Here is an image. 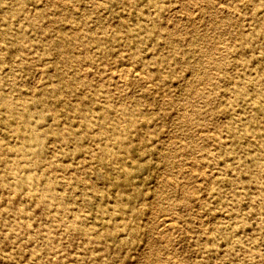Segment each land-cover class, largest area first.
Wrapping results in <instances>:
<instances>
[{"label": "rangeland", "instance_id": "obj_1", "mask_svg": "<svg viewBox=\"0 0 264 264\" xmlns=\"http://www.w3.org/2000/svg\"><path fill=\"white\" fill-rule=\"evenodd\" d=\"M221 1L0 0V264H264V0Z\"/></svg>", "mask_w": 264, "mask_h": 264}, {"label": "bare ground", "instance_id": "obj_2", "mask_svg": "<svg viewBox=\"0 0 264 264\" xmlns=\"http://www.w3.org/2000/svg\"><path fill=\"white\" fill-rule=\"evenodd\" d=\"M219 1V0H218ZM223 1V0H222ZM221 1V2H222ZM237 1V0H236ZM236 1H233V3L234 4H236ZM221 2H218L219 4V6H220V3ZM224 2V1H223ZM239 2V1H238ZM225 3V2H224ZM232 3V4H233ZM222 4V3H221ZM231 4V5H232ZM233 4V5H234ZM217 5V6H218ZM226 5V4H225ZM227 6V5H226ZM234 9H236L234 6H232ZM180 8H182V7H180ZM215 8H217V7H215ZM243 8V7H242ZM252 8V7H251ZM228 10V9H227ZM224 12H226V11H224ZM216 13V12H215ZM232 14V13H231ZM193 17V16H192ZM166 18V17H165ZM179 18V17H178ZM194 18V17H193ZM167 19V18H166ZM223 19V18H222ZM193 20V19H192ZM191 20V21H192ZM209 21V20H208ZM221 21V20H220ZM219 21V22H220ZM218 21H217V23H219ZM244 24V23H243ZM262 26V25H261ZM262 28V27H261ZM218 43V42H217ZM214 45H215V43H214ZM213 45V46H214ZM209 50V49H208ZM212 50V49H211ZM204 57V56H203ZM208 57H209V55H208ZM5 58H13V53L12 52H10V54L8 55V56H0V62H2L3 60H6ZM15 60V59H14ZM219 60H216V62L217 63H219V64H221L220 62H218ZM19 62L20 63H23V62H21L20 60H19ZM204 63V58H202L201 60H199L198 62H197V68H200L201 66H202V64ZM24 64V63H23ZM124 64V63H123ZM126 64V63H125ZM85 66H86V64H84ZM196 65V64H195ZM195 65H192V67H194ZM132 66V65H131ZM83 67V66H82ZM81 67V68H82ZM114 67V66H113ZM113 67H109V68H107V70H109L108 72H109V74L111 75V76H116L117 77V79L118 80H122V79H126V75L127 74H129V73H131V75L133 76V75H136L137 74V69L135 70L134 68V70H130V65H129V67L127 66V64H126V66H124V65H122V63H121V65H117V67H115V68H113ZM83 68H86V67H83ZM196 68V69H197ZM83 70V69H82ZM139 72V71H138ZM142 73V72H141ZM39 74V73H38ZM85 74V73H84ZM83 74V75H84ZM143 75H144V73H143ZM137 76V75H136ZM135 76V77H136ZM38 77V76H37ZM207 78H208V76H207ZM206 78V79H207ZM36 79V78H35ZM9 82V81H8ZM33 82V81H32ZM114 82H115V80H114ZM148 82V81H147ZM146 82V83H147ZM194 82V81H193ZM204 82V81H203ZM149 83V82H148ZM188 83V82H187ZM199 83V82H198ZM200 84V83H199ZM198 84V85H199ZM206 84V83H205ZM114 85H115V83H114ZM201 85V84H200ZM203 85V84H202ZM201 85V86H202ZM207 85V84H206ZM116 86V85H115ZM145 86V85H144ZM149 86V85H148ZM204 87H205V85H203ZM202 86V87H203ZM64 87V90L65 91H73V87L71 86V81L70 80H68L67 78H66V76L65 75H63V74H59L58 75V79H57V83L52 87V88H50V89H48V90H46L45 92H44V94L45 93H53V94H55L56 96H60L62 93H63V88ZM127 87V86H126ZM189 88V87H188ZM195 88V87H194ZM197 88V87H196ZM215 89V88H214ZM194 90H196V89H194ZM217 91V90H216ZM115 92H116V90H115ZM128 93V92H127ZM129 94H131V93H129ZM191 94H192V92H191ZM126 96V95H125ZM129 96V95H128ZM127 97V96H126ZM130 97V96H129ZM135 101V100H134ZM132 102V104L134 103H136V101L135 102ZM2 102H3V104H4V106H5V108L6 109H10L11 108V106H12V101L11 100H8V99H4V100H2ZM138 104V103H137ZM50 105H51V103L49 104V105H47V107L48 108H50ZM140 106V105H139ZM75 108H78V106L77 105H75L74 106V109ZM183 110V109H182ZM181 110V111H182ZM183 117V116H182ZM83 120H84V122L86 123V126H90V120L87 118V117H84L83 118ZM78 123V122H77ZM221 123V122H220ZM77 125V124H76ZM209 130V129H208ZM208 130H205V131H208ZM211 131V130H210ZM209 131V132H210ZM201 139H204V137H206V135H205V133H204V129H198L196 132H195ZM210 133H212V132H210ZM195 135V134H194ZM193 136V135H192ZM166 137H167V135H166ZM170 137V136H169ZM222 137H224V136H222ZM171 138H173V137H171ZM178 138V137H177ZM181 138V137H180ZM194 138V137H193ZM182 140V139H181ZM193 140V139H192ZM120 142V145H121V147H124L125 148V146H123L124 144H122L123 142H122V140H120L119 141ZM166 142V141H165ZM168 142V141H167ZM164 146V145H163ZM163 150V149H162ZM163 157H166V156H163ZM186 164V163H185ZM16 165H17V168L20 166V162L19 161H17L16 162ZM202 166V165H201ZM184 167H185V165H184ZM191 166L189 165V170H187V173L188 174H190V175H200L202 172H198L197 170L199 169V168H195V169H192V168H190ZM206 167V166H205ZM183 168V167H182ZM201 169H203V168H201ZM204 169H206V168H204ZM203 169V170H204ZM12 170H14V167H13V169ZM195 171V172H194ZM201 171V170H200ZM69 172V171H68ZM214 174V173H213ZM159 177V176H158ZM157 178V177H156ZM163 179H165V178H163ZM168 179V178H167ZM197 180V179H196ZM209 180H210V178H209ZM157 181H158V179H157ZM192 182V181H191ZM187 183H189V182H187ZM195 183V182H194ZM210 184V183H209ZM180 185L182 186V184L180 183ZM197 185V184H196ZM188 186V185H187ZM194 186H190V188H191V190H193L192 188H193ZM197 187H199L200 188V186H195L194 188H197ZM183 188H185V187H183ZM187 188H189V187H187ZM196 190V189H195ZM199 190V189H198ZM200 191V190H199ZM198 191V192H199ZM196 192V191H195ZM183 194V193H182ZM182 194H180V195H182ZM184 195V194H183ZM197 195H198V193H197ZM203 196V195H202ZM183 197V196H182ZM161 198L163 199V196H161ZM198 198H201V197H198ZM201 205V204H200ZM199 205V206H200ZM155 206V205H154ZM198 208V207H197ZM197 210H199V209H197ZM188 214V213H187ZM202 219H203V216H202ZM204 220H205V218H204ZM148 221V220H147ZM207 221V220H206ZM154 226H155V232L163 239V240H165V242H168V240H170L171 239V235H172V233H173V231H174V229H175V227H176V221H175V219L173 218V216L168 212H160V213H157L155 216H154ZM179 223V222H178ZM200 223H202V222H200ZM205 223V222H204ZM149 224V223H148ZM180 224V223H179ZM200 225V224H199ZM206 230V229H205ZM207 231V230H206ZM209 231V230H208ZM203 232V231H202ZM147 239H149V238H147ZM182 241V240H181ZM174 244V243H173ZM176 244V243H175ZM174 244V245H175ZM157 249V248H156ZM170 253H172V252H170ZM150 254V253H149ZM148 254V255H149ZM163 255V254H162ZM156 256V255H155ZM165 257H167V255H164ZM174 256V255H173ZM146 257H147V255H146ZM157 257V256H156ZM155 259V258H154ZM163 259V258H162ZM166 259V258H165ZM168 259V258H167ZM166 259V260H167ZM171 259V258H170ZM177 259H178V257H177ZM155 261V260H154ZM158 261V260H157ZM153 262V261H152ZM162 263V262H161ZM156 264V263H155ZM160 264V263H159Z\"/></svg>", "mask_w": 264, "mask_h": 264}]
</instances>
